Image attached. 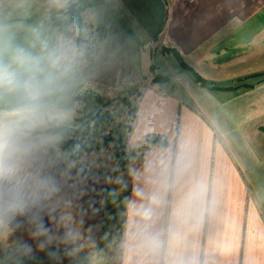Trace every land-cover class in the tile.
<instances>
[{"label": "clouds", "instance_id": "clouds-1", "mask_svg": "<svg viewBox=\"0 0 264 264\" xmlns=\"http://www.w3.org/2000/svg\"><path fill=\"white\" fill-rule=\"evenodd\" d=\"M119 0H0V264H220L231 133L185 116L128 142L100 247L70 185L86 100L115 59ZM211 133V135H209ZM73 141L71 148L66 145Z\"/></svg>", "mask_w": 264, "mask_h": 264}, {"label": "crops", "instance_id": "crops-1", "mask_svg": "<svg viewBox=\"0 0 264 264\" xmlns=\"http://www.w3.org/2000/svg\"><path fill=\"white\" fill-rule=\"evenodd\" d=\"M107 30L115 62L130 65L119 76L130 80L126 96L136 105L132 128L123 133L127 147L134 134L151 135L185 116L218 119L231 133L227 154L216 161L230 184V223L221 237L228 255L220 264H264V0H119ZM176 52L211 84L198 83ZM165 54L179 64L171 74L158 73L152 63ZM144 58L150 75L142 70ZM156 74L167 78L155 82ZM108 149V166L99 165L102 155L91 157L93 149L69 181L100 247L115 231L109 193L118 188V177L127 179L128 163L118 168ZM40 264H47L42 253Z\"/></svg>", "mask_w": 264, "mask_h": 264}, {"label": "rangeland", "instance_id": "rangeland-1", "mask_svg": "<svg viewBox=\"0 0 264 264\" xmlns=\"http://www.w3.org/2000/svg\"><path fill=\"white\" fill-rule=\"evenodd\" d=\"M181 56L182 60L187 64L183 55ZM146 61L147 59L144 58L142 64V70L145 73ZM152 63L157 66V72L162 74H171L179 66L178 61L173 54H165L163 60H160V58L158 57ZM129 67L130 65L119 64L114 60L112 65L103 72L95 90L90 94V96L86 100L87 112L82 121L83 130L87 131V141H89V143L93 146L94 149L93 153L90 154L91 157H97L99 155H102L103 160L99 165H102L103 167L108 166L113 159L112 151L108 149L110 146H98L100 142H103L104 133H111L114 137H116L117 134L124 133V130L126 129L125 126L128 123L131 124V121L129 120V107L125 105L122 100H119L120 98H122V96L128 95L131 90L128 86L129 83L126 84V82H130V80H119V76L125 74L126 70H129ZM134 68L135 70H132L131 73L132 76L134 75V77H137L139 67L137 65H134L133 69ZM152 70L156 71V69L154 70V68H152ZM146 75L150 74L146 73ZM261 76L264 77V72L261 73ZM262 81L264 80L262 79ZM139 82H141V80H138V83ZM107 111H110L114 116L113 122H105L100 125L95 131H91L90 129L94 127V122L92 121V119H90L89 115L96 112L104 114ZM118 124H121V126H118ZM98 147H101V149H96Z\"/></svg>", "mask_w": 264, "mask_h": 264}, {"label": "trees", "instance_id": "trees-1", "mask_svg": "<svg viewBox=\"0 0 264 264\" xmlns=\"http://www.w3.org/2000/svg\"><path fill=\"white\" fill-rule=\"evenodd\" d=\"M176 54L179 57L181 65L183 66V68H185L186 70L190 71L192 73V75L195 77V79L197 80L198 83H200L202 86H205V87H207V86H209V84H211L206 78H204L194 68H192L191 66L187 65L182 60V56L178 52H176ZM166 78L167 77H164L161 74H156V75H154L153 79H154V81H158V80H164ZM119 100H122V102L129 107V111H130L129 120L132 122L135 119V110H136L135 103L132 100H130L129 96H122V98H120ZM89 117L94 122V127L92 129H90L91 131H95L100 125H102L105 122L112 123L113 122V118H114V116L112 115V113L110 111H107L104 114L99 113V112L92 113V114L89 115ZM125 128L126 129L124 130V133L130 131V129L132 128V123L131 124L128 123L125 126ZM78 135L80 136V140L85 143V148H84L85 153L92 151L93 150V146L89 143V141H87V138H88L87 131L86 130H82V132L78 133ZM72 143H73V141H70L69 144L66 145V148L70 149ZM100 145L110 146L111 148L114 149L118 168L120 166H124L125 164L128 163V155H129L128 154V147H127V145L125 143V140H124V137H123L122 133L117 134L116 137H114L111 133L110 134H105L104 133L103 142H100L98 144V146H100Z\"/></svg>", "mask_w": 264, "mask_h": 264}]
</instances>
